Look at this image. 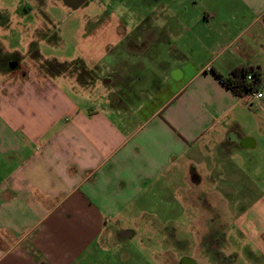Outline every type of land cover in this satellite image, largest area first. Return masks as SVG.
Masks as SVG:
<instances>
[{
	"label": "crops",
	"instance_id": "obj_1",
	"mask_svg": "<svg viewBox=\"0 0 264 264\" xmlns=\"http://www.w3.org/2000/svg\"><path fill=\"white\" fill-rule=\"evenodd\" d=\"M197 2L187 42L141 43L138 62L113 58L102 76L80 61L72 74L0 73V264H91L119 226L147 234L155 218L142 205L157 185L181 178L198 204L217 156L231 143L258 148L264 88L247 103L219 74L254 66L264 76V0ZM103 76L117 89L109 104L81 92ZM240 209L238 227L264 243L259 210Z\"/></svg>",
	"mask_w": 264,
	"mask_h": 264
},
{
	"label": "rangeland",
	"instance_id": "obj_2",
	"mask_svg": "<svg viewBox=\"0 0 264 264\" xmlns=\"http://www.w3.org/2000/svg\"><path fill=\"white\" fill-rule=\"evenodd\" d=\"M202 7L203 3L197 0H0V47L4 53L19 52L25 56L22 65L26 74H42L41 56L58 62L80 61L102 76L110 69L108 65L112 66L113 58L127 64L138 62L136 46L144 41L159 42L158 47L169 45L170 41L187 42L185 31L194 24ZM132 43L135 45L130 46ZM140 56L143 59L146 55ZM131 67L126 69V74ZM63 78L68 84L64 80L69 77ZM103 78L95 82L90 92L84 89L81 92L90 100L109 104L117 89L105 82L111 81L110 77ZM65 84L61 83L60 88L69 92ZM247 119L250 133H256L260 139L255 115ZM263 139L256 149H243L231 143L229 154L217 156L220 166L200 186L204 191L198 204V194H194L193 201L187 192L189 187L181 178L175 177L169 186L159 184L154 188L151 199L142 205L145 216L155 218L154 224L143 226L145 230L139 231L156 233V262L137 237L127 242H108L103 250L96 249L97 263L180 264L179 258L185 254L193 256L197 264H213L212 257L202 249L200 234L215 228L225 229L228 264H264V243L254 240V229L249 234L237 225L242 214L240 208L244 207L259 210L258 220L262 219L264 225ZM225 216L226 222L220 224ZM124 225L137 227L132 221ZM169 232L181 240L163 241L164 234Z\"/></svg>",
	"mask_w": 264,
	"mask_h": 264
},
{
	"label": "flooded vegetation",
	"instance_id": "obj_3",
	"mask_svg": "<svg viewBox=\"0 0 264 264\" xmlns=\"http://www.w3.org/2000/svg\"><path fill=\"white\" fill-rule=\"evenodd\" d=\"M67 2H74L75 0H66ZM150 41H144L143 43H148ZM36 52V50H35ZM24 55L19 52L15 53H4L0 47V73L2 74H18V75H26L23 70V59ZM214 227V226H213ZM209 229V228H208ZM117 233H115L114 237H111L110 241H106L105 246H108V242H116L122 241L127 242L130 239H135L139 242H142L141 246L144 250L149 252L148 256L153 258L154 262H156L155 252L156 245L158 244V239L156 233L152 234H136L129 228H123L119 226L116 228ZM140 236V237H139ZM181 240L176 237V234L169 233L166 235V238H163V241L169 242L170 240ZM200 241L203 251L208 256L212 257L213 264H228L229 257L226 255L225 251H222L220 246L225 245V233L220 231L219 229H210L207 232L200 234ZM168 244V243H167ZM166 244V246H167ZM130 250V249H125ZM168 250L169 247H168ZM203 254V253H202ZM96 258H99V254L92 256L91 264H98ZM149 258V259H150ZM180 264H197V260L191 255H181L179 258Z\"/></svg>",
	"mask_w": 264,
	"mask_h": 264
},
{
	"label": "trees",
	"instance_id": "obj_4",
	"mask_svg": "<svg viewBox=\"0 0 264 264\" xmlns=\"http://www.w3.org/2000/svg\"><path fill=\"white\" fill-rule=\"evenodd\" d=\"M39 60L41 69L53 75L67 74L66 72L72 74L75 71L74 63L47 60L41 56L39 57ZM249 74H252L251 80L247 79ZM219 76L238 96H244L247 92H257L264 88V76L260 69L254 66H243L234 70L228 76H223L221 74H219Z\"/></svg>",
	"mask_w": 264,
	"mask_h": 264
},
{
	"label": "built area",
	"instance_id": "obj_5",
	"mask_svg": "<svg viewBox=\"0 0 264 264\" xmlns=\"http://www.w3.org/2000/svg\"><path fill=\"white\" fill-rule=\"evenodd\" d=\"M247 79L251 80L252 79V74H249L247 76ZM263 97V92L262 91H257V92H247L244 95V99L247 103H252L255 99H259Z\"/></svg>",
	"mask_w": 264,
	"mask_h": 264
}]
</instances>
